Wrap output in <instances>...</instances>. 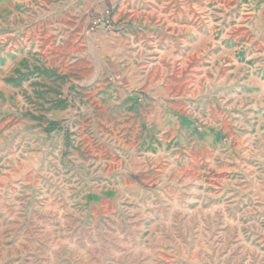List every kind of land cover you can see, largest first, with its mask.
<instances>
[{
	"label": "rangeland",
	"instance_id": "1",
	"mask_svg": "<svg viewBox=\"0 0 264 264\" xmlns=\"http://www.w3.org/2000/svg\"><path fill=\"white\" fill-rule=\"evenodd\" d=\"M0 264H264V0H0Z\"/></svg>",
	"mask_w": 264,
	"mask_h": 264
},
{
	"label": "built area",
	"instance_id": "2",
	"mask_svg": "<svg viewBox=\"0 0 264 264\" xmlns=\"http://www.w3.org/2000/svg\"><path fill=\"white\" fill-rule=\"evenodd\" d=\"M108 24V21L105 20V17L103 19L95 18L92 20V26L90 28V31H97L100 28L106 27Z\"/></svg>",
	"mask_w": 264,
	"mask_h": 264
},
{
	"label": "crops",
	"instance_id": "3",
	"mask_svg": "<svg viewBox=\"0 0 264 264\" xmlns=\"http://www.w3.org/2000/svg\"><path fill=\"white\" fill-rule=\"evenodd\" d=\"M107 1H114V0H107Z\"/></svg>",
	"mask_w": 264,
	"mask_h": 264
}]
</instances>
